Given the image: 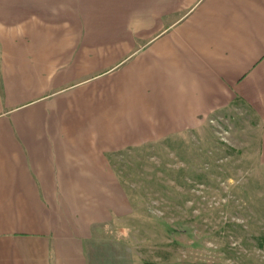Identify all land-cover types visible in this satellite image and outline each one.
Here are the masks:
<instances>
[{"label":"crops","instance_id":"crops-1","mask_svg":"<svg viewBox=\"0 0 264 264\" xmlns=\"http://www.w3.org/2000/svg\"><path fill=\"white\" fill-rule=\"evenodd\" d=\"M234 111L264 158V0H0V264H132L117 155Z\"/></svg>","mask_w":264,"mask_h":264},{"label":"rangeland","instance_id":"rangeland-1","mask_svg":"<svg viewBox=\"0 0 264 264\" xmlns=\"http://www.w3.org/2000/svg\"><path fill=\"white\" fill-rule=\"evenodd\" d=\"M250 112L130 149L116 167L132 201L113 231L132 264H264V158Z\"/></svg>","mask_w":264,"mask_h":264}]
</instances>
